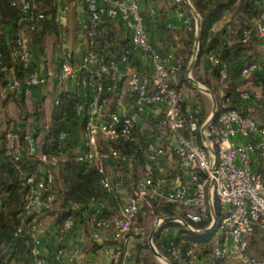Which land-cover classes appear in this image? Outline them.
Listing matches in <instances>:
<instances>
[{
  "label": "built area",
  "instance_id": "built-area-1",
  "mask_svg": "<svg viewBox=\"0 0 264 264\" xmlns=\"http://www.w3.org/2000/svg\"><path fill=\"white\" fill-rule=\"evenodd\" d=\"M81 1L86 5L88 14L79 23L78 38L85 41L87 36L93 37L105 16L120 19L131 33V46L122 60L104 61L87 45L83 48L81 61L75 65L73 51L62 42L58 47V67L45 70L42 65H34L30 36L24 28H20L15 36V55L19 66L27 74L26 78L18 75L15 66L3 65L1 54L0 67L6 71L7 90L17 96L31 98L36 90L46 89L49 81H52L56 90L54 105L60 103L59 92L63 86L92 87L83 134L86 149L76 159L97 167L103 175L101 184L113 195L124 189V184L106 173V164L128 158L116 143L136 141L141 115L151 107L163 108L169 139L162 143L147 142L144 174L138 179L135 192L122 205L120 213L113 217L106 216L105 201L99 199H92L84 205H73L89 221L91 238L100 240L102 233L110 230L115 240L114 248L104 247V253L114 261L122 258L133 261L131 231L141 207L152 201L169 203L194 222L202 221L210 214L211 223L207 229L214 233V242L207 264H264V257H255L250 253L253 236L258 231L264 233V172L261 170L264 164V122L258 116L243 114L235 108L221 109L218 105L216 117L205 130V142L201 126L210 115L201 124L199 105L188 103L184 93L176 86L182 60L172 54H161L154 47L137 0ZM259 1L264 4V0ZM12 4L21 9L23 16L20 22H25L27 28L35 30L41 25L44 14L34 12L31 0H13ZM64 13L57 20L63 21ZM151 15L154 16V11ZM186 21L189 23V19ZM255 26V35L264 41V13ZM252 36V30L246 29L243 41H249ZM136 53L146 56L151 69L149 72L133 68L128 71L127 87L122 91L133 97V109L127 111L123 107L122 110L109 112L108 100L103 91L119 89V81L123 79L122 67L128 63L129 56ZM208 59L220 77L217 92L224 95L230 65L216 54H210ZM249 73L250 68L245 67L241 76L246 77ZM103 80H109V83L105 84ZM240 98L243 102L255 103L258 108L264 109L262 91L251 93L244 90ZM82 108L83 105H79L78 109ZM66 135L64 131L60 133L57 149L61 148ZM2 140H5L8 153L16 160L24 156L34 157L43 166L41 177H26L24 212L16 234L31 240L32 264H49L44 254L41 215L52 206L53 170L60 157L50 155L45 150V140L31 131H5L0 124V142ZM168 160L177 162V183H172L168 178ZM215 201L220 206L219 220L216 217ZM38 207H41V215L35 214ZM162 221L163 218H159L157 225L161 226ZM183 221V218L177 219L179 223L183 224ZM189 226L196 230L192 225ZM75 227V219L68 217L57 230L64 236L73 232ZM198 231L207 233L204 230ZM168 250L178 264H198L200 260V251L196 248L184 250L173 240H170ZM79 257L78 249L60 247L55 251L51 264H62L64 259L68 264H75Z\"/></svg>",
  "mask_w": 264,
  "mask_h": 264
},
{
  "label": "trees",
  "instance_id": "trees-1",
  "mask_svg": "<svg viewBox=\"0 0 264 264\" xmlns=\"http://www.w3.org/2000/svg\"><path fill=\"white\" fill-rule=\"evenodd\" d=\"M13 0H0V54L2 57L3 65L7 67L15 66L18 75L25 79L27 74L21 66H19L15 51L17 49L15 36L20 28H24L29 34L31 39V49L33 51L34 65L39 66L42 62L39 59L44 55V43L47 38H54L58 45L62 43V39L70 32L67 27L66 18L63 21L57 20L63 12H69V3L72 0H64L58 3L55 0H31L34 5V12L44 14L41 20V25L35 30H30L26 27L25 22H20L23 13L21 9L12 4ZM142 1V3H141ZM176 4L177 0H137L139 5L143 4L144 9L141 12L145 17L146 27L150 25V20L162 18L163 11L159 17L158 3ZM198 13L201 16V32L198 57L196 59L194 69L197 70L200 64L210 69L213 75L217 78L218 86L220 84L219 74L210 63L208 56L210 54L218 55L222 60L230 65L228 79L225 86V94L220 95L217 92V85H214L206 77L195 76L200 82L206 84L214 93L217 94V101L219 107L222 108H235L240 110L243 114L255 115V113L264 117V109L258 108L255 103H252L249 110L247 105H243L240 98L242 82L241 72L245 67H249L253 62L257 61L258 54L256 55L253 50L252 43L257 37L256 21L262 13H264V4L259 0H191ZM180 4L187 8L184 0L179 1ZM151 4V5H150ZM87 11L86 5L83 3ZM154 11V16L151 12ZM188 11V8H187ZM88 14V13H87ZM86 14V16H87ZM67 15V14H66ZM189 23L187 27L179 29L160 25L162 34L163 48L158 51L161 54H172L180 57L182 60V68L178 75L177 87L181 89V83L191 86L190 82L186 79V70L189 61L193 55V47L196 40V20L188 11ZM228 17V20L218 30H214V25ZM246 29H251L253 36L249 41H243V33ZM80 25L74 27L73 36L78 39ZM234 39L233 45L228 44V40ZM91 40L93 43H91ZM83 47L90 45L91 48L98 54V57L104 61L110 59L122 60L126 50L131 46V33L125 28L120 19H113L110 17H103L99 27L95 30L93 37H88L82 40ZM227 41V42H226ZM60 43V44H59ZM135 54L129 56L128 63L135 61ZM74 62V57H73ZM127 63V65H128ZM264 68V61L259 62ZM195 70V71H196ZM0 79L3 81L6 88V71L0 67ZM124 79L119 81L118 88H121V83ZM264 93V72L261 76L254 79ZM105 84L109 80H103ZM118 89V90H119ZM118 90L113 92L103 91V95L107 99L113 100L118 96ZM7 94L13 95L18 101L22 109H25V97L17 96L14 93L6 90ZM92 87L83 86H63L59 92L60 103L53 106L52 116L50 120L43 121V115L39 109L40 97L39 91L34 92L31 97L34 101L35 109L32 113L34 116V123L31 132L35 135L43 133L45 140V150L50 155H58L60 160L54 168V182L51 193L53 194L52 206L47 212H50L56 217V223L61 226L62 223L68 218L73 217L77 223L80 220H87L80 211L73 208L75 203L87 204L92 199H99L103 201L115 200L113 194L108 193L101 184L102 173L97 167L79 162L76 156L86 149L85 144L82 145L81 138L84 134L86 127V120L88 114L89 100L92 96ZM198 95L201 92L196 90ZM199 117L202 124L207 116L203 115L205 112L202 103L199 101ZM79 105H83L81 110L78 109ZM109 112L117 111L116 104H111L108 107ZM165 123V116L161 113L156 120H151L150 124L142 130L137 127L136 135L137 140L134 142H117L116 145L127 154L126 160H119L109 162L115 169L119 171V175L113 176L106 171L108 175L114 180H120L124 186L130 188L132 193L135 192L136 183L144 174L145 162V147L148 141L159 139L162 133L161 125ZM18 131L24 133L27 130L18 128L10 129L5 128V131ZM64 131L66 132V139L61 143V148L57 149L60 144L59 135ZM167 134V133H166ZM82 136V137H81ZM164 138V135L161 137ZM169 138L165 137L161 142L167 141ZM79 147L76 152L75 147ZM261 170L264 172V164L261 165ZM43 174V166L37 158L24 156L16 160L8 153L5 140L0 142V197L2 204L0 205V264H32L31 253V240L28 237L16 234L17 227L21 224L22 214L24 212V195L27 190L25 185L26 177L34 175L41 177ZM59 203L58 207L56 205ZM116 205V203H113ZM147 206V207H146ZM106 207V205H105ZM148 208L158 216L166 217H182L189 225H192L196 230H205L211 223V216L199 222H194L181 214L180 210L173 204L157 203H144L142 208ZM216 217L220 219V206L215 201ZM105 211V209H104ZM46 212V213H47ZM141 212V210H140ZM110 217V216H108ZM88 221V220H87ZM158 229L155 234V244L159 251L168 258L172 264H178L171 256L168 247L170 240H173L182 249L188 250L190 247L199 248L210 244V249L214 242V233H196L188 229L181 223L168 222ZM171 226H177L178 231L176 234L163 233V229ZM264 233L258 231L251 239V247L257 252L255 257H264V251L258 248L260 243L257 234ZM264 241V237L261 239ZM264 244V242H263ZM148 251H145V250ZM198 250V249H197ZM133 261L135 264H157L154 256L149 251V245L146 241L138 242L134 249Z\"/></svg>",
  "mask_w": 264,
  "mask_h": 264
},
{
  "label": "crops",
  "instance_id": "crops-1",
  "mask_svg": "<svg viewBox=\"0 0 264 264\" xmlns=\"http://www.w3.org/2000/svg\"><path fill=\"white\" fill-rule=\"evenodd\" d=\"M81 3H82L81 0H72L69 3V12L65 16V18H66L67 24L70 28L71 27L74 28V27L78 26L79 23L86 18V15L83 11V7H82ZM141 3H142V1H141ZM157 7L159 8L157 10L158 11L157 16L159 17L160 15H162V13H160L161 11L159 12L160 9L163 11L164 16L162 18H160L159 20L156 19L155 17H154V19L150 20L151 22H150V25L148 26L147 29L149 31L152 44L154 45V47L157 50H159V49L163 48L160 25L164 24L166 26L176 28V29H179L182 27H187L188 23L186 20L189 19V15H188L187 9L186 10L183 9V7L180 5H176V4L171 5L169 3H161L159 1ZM140 8H142V10H145L143 4L140 5ZM188 10L192 14L191 10L190 9H188ZM192 16L194 17L193 14H192ZM195 20H196V18H195ZM227 20H228V17H224L222 20L218 21L214 25V30H218L219 28H221ZM196 29H197V21H196ZM69 38H70V35L68 34L67 36H65L62 39V42H65L68 45V47L73 51L74 63H75V65H77V64H79V62L81 61V58H82V53H83V48H84L83 43H82L83 41L80 40L79 38L77 39L73 35L71 36L72 39H69ZM48 39H50V38H47L45 43L49 46ZM51 39L53 40L52 45L54 46V48L50 54L52 55L53 59L57 63L56 67H58L59 58H60V51L58 49L59 45L57 44V42L54 38H51ZM230 41H231V43H229ZM234 42H235V40L232 38H231V40L230 39L228 40L229 45H233ZM45 43H44V47H45ZM252 46H253V50L255 51L256 55L258 54L257 61L253 62V64L249 66V68H250L249 75L246 77H242V81L246 80V82H242L241 86H239V87H240L241 91L247 90V91H250L251 93H255V92L262 91L261 87L259 85H257L256 83H254L255 82L254 79L258 78V76H261V72H264V68L259 63L260 61H264V41L262 39H259L258 37H256L252 43ZM43 57L44 56H42L41 57L42 59H39V60L42 61L44 59ZM135 58L136 59H135V61H133V63H130V64L128 63V65L126 64L122 67V77L124 80L121 83V88L118 90V93L116 94L118 97L116 99L113 98V100L107 99L108 100L107 107L109 105L113 104V102H114V104H116L117 110H122L123 107H125L127 111H131L133 109V97L131 96V94H127V93L122 91V89L124 90V88L127 87L128 71L130 68L138 69V70L144 71V72H146V71L149 72L151 69L150 65L148 64V61H147L148 59L142 53H136ZM40 65H42V64H40ZM42 66H44V65H42ZM195 70L196 69L193 68L192 74H193V72H195ZM197 70H199L200 74L203 77H206L207 79H209L214 85L218 84L217 78L213 75V73L210 71V69L204 67L203 64H200L199 67H197ZM195 79L198 80L197 78H195ZM200 83L202 84V82H200ZM202 85L206 86V84H202ZM184 86H185V84H184V82H182L181 83V89H183ZM187 87L192 88L190 90L191 92H189V91L185 92L187 102L192 104V105H199L198 103H199V97L200 96L198 95V93L193 94V92H196V90H198L201 93H203V92L200 91L199 89H197L196 87H194L192 84H191V86L187 85ZM206 87H208V86H206ZM216 87H218V85ZM210 90H212V89H210ZM55 94H56V90H55V92H53V100H54ZM7 95H9V94H7ZM9 97L10 98L3 99L4 105L9 103L8 100H10V99H14V100L18 101L13 95L12 96L9 95ZM39 97H40V95H39ZM243 105L244 106L247 105L248 109L253 111V108L249 107L252 105L251 102L250 103L243 102ZM52 111H53V108H52ZM52 111H51L50 116L48 117L47 120H50V118L52 116ZM161 113L165 116V112H164L162 107L155 106V107L148 108L145 111V113H143L141 115V118H140L139 124H138L139 129L140 130H142V128L144 129L146 127V124H150L151 120L158 119V117ZM259 113L260 112L255 113V116H258L259 120L261 122H264V117L261 116ZM32 117L34 118V116H32ZM24 118H25V116H23V119ZM8 122H9V120H8ZM33 123H34V121H33ZM33 123H30L29 125H27L24 123L15 122V123H13V125L15 124L14 126H17L18 128L30 131L32 129ZM7 126H9V123ZM27 127L29 128V130ZM83 141H84V138H83ZM80 142H82V140ZM74 149L76 152H81V151H79L80 149L78 146H76ZM166 165H167V170H168V178L171 180V182L172 183L179 182V173H178L177 162L175 160H168ZM106 171L109 172L112 176H113V174L119 175V173H120L118 170L115 171L114 167L110 163L106 164ZM132 194L133 193L130 190V188L127 186H124V189L119 191L118 194L114 195V197H116L115 200L105 202V205H106L105 215L110 216V217L118 215L121 211L122 205L126 202V200L129 198V196ZM114 202L116 203V205L113 204ZM36 210H37V213H35V214L39 215L40 214L39 210H41V207H38ZM46 217H47L46 213L41 215L42 221L45 220ZM57 228H58L57 223L49 220L46 223V225L44 226V228L42 229L44 254H45V257H46L49 264H51L53 262V255H54L55 251L60 247H64L67 249L76 248L80 251V257L76 260L75 264H135L133 261H127L124 258H122L119 261H114L110 255H107L104 253V250H103L104 247H109L110 249L114 248L115 240L112 238L110 230L102 233V238L100 240H97V242L100 244V247L97 246L98 248L95 249V248H92V246L90 247L89 244L87 243V241L83 239L84 236L86 235V231L88 233H90V232H89V229H85L81 224H78L73 232H71L67 235H64V236H61L59 234ZM103 240H105V242H103ZM62 264H68L67 260L64 259Z\"/></svg>",
  "mask_w": 264,
  "mask_h": 264
},
{
  "label": "rangeland",
  "instance_id": "rangeland-1",
  "mask_svg": "<svg viewBox=\"0 0 264 264\" xmlns=\"http://www.w3.org/2000/svg\"><path fill=\"white\" fill-rule=\"evenodd\" d=\"M55 1H57L58 3H61V1H64V0H55ZM175 3L179 4L180 6H182L179 1L175 2ZM81 4H82V7H83V11H84V13L86 15L87 11L84 8L83 2ZM187 8L183 7V9H185V10ZM64 14L66 16L67 13H64ZM67 27L70 30V32H69L70 38L69 39H72L71 36L73 35L74 28H72V27L70 28L69 26H67ZM48 41H49V46L45 43V47H44L45 49H44V55H43L44 56L43 57L44 58L43 59V63H39V65L40 64L44 65V69L45 70H53V69L57 68L56 67L57 63L55 62V60L53 59L52 55L50 54L53 51V48H54V46L52 45L53 44V40L50 38V39H48ZM194 46H195V43H194ZM193 50H194V47H193ZM192 57H193V55H192ZM192 57H191V59H192ZM197 57H198V55H197ZM197 57H196V59H197ZM191 59H190V61H191ZM190 61H189V63H190ZM192 75H193L194 78H196L195 76H201L199 70H196L195 72H193ZM191 89H192L191 87H187V85H185L184 88L181 89V91L185 95V92L186 91L191 92L190 91ZM53 92H55V86H54V83L52 81H49V83L47 84V88L46 89H44L42 91H39V95H40V106H39V109H40V111H41V113L43 115V121H47V119L50 116V113L52 111V108H53V105H54L53 104L54 103L53 102L54 101L53 100ZM6 93L7 92H6V89L4 87L3 81L0 79V124L2 125V127L4 129L8 128V127L10 129H12V128H14L15 124L13 125V123H15V122L24 123V124H27V125H29L30 123H33V121L35 120L32 117V113L34 112V109H35V105H34L33 99L32 98H26L25 101H24L25 109H22V107L20 106L19 102L14 100V99L8 100L9 103L4 105L3 99L10 98L9 95H7ZM195 93H198V92H193V94H195ZM203 93L199 97V101L202 103V106L205 109V112H204L203 115L208 117L211 114V112H212V105H213L212 104V98H211V96L209 94H206V93L203 94ZM215 95L217 97L216 93H215ZM23 116H25L24 119H23ZM8 120H9V122H8ZM8 123H9V126H7ZM160 127H161L162 133L164 132V134H161V137L163 135H164V138L165 137H169L170 133L167 130L166 124L163 122V124ZM28 130H29V128H28ZM38 136H39L40 139L43 138V133H40V135H38ZM161 137L159 139H155V140L152 139V141L161 142L160 140L164 139V138H161ZM81 140H82V145H83L84 144L83 137L81 138ZM58 205H59V203L56 205V207H58ZM146 207L145 208L143 207L141 209V212H140L137 220L133 224L132 231H131L132 234H133L132 249L134 251V249L137 246L138 242L146 241L148 243V245H149V251L154 256V259H155L156 263L157 264H169L167 261H165L163 259L164 255L159 251L158 247L155 244V240H154L156 231L158 229H161V227L162 228L165 227L164 226L165 224H161V226L157 225L158 219L159 218H164V217L154 214L151 210H149ZM178 210H180V209H178ZM180 212H181V210H180ZM181 214H184V213L181 212ZM46 216H47L46 219L42 221L43 228H44V226L46 225V223L49 220L52 221V222H56V217L53 214H51L50 212H47ZM180 218H182V217H180ZM78 224H81L85 229H91V225H90L89 221H87L86 219L77 221L76 227H77ZM182 225H184V224H182ZM164 229H166L165 233L174 234V235L178 231L177 226H171V227L170 226L169 227L166 226V228H164ZM154 230H155V232H154V235H153V237L151 239V234H152V232ZM136 233H140V234L137 235ZM263 237H264V235L262 233H258L257 234V238L260 241V243L257 246H258L259 249L264 251V244H263L264 241H261V239ZM83 239L86 240L87 243L89 244V246L90 247L92 246V248L97 249L98 247H100V244L97 242V240L91 238L90 233H88L87 231H86V235L84 236ZM103 242H105V240H103ZM152 243L156 247V249L160 253V255H162V257L157 256L152 251V249H151V244ZM197 249H198V251H200V260H199L198 264H207V260H208L209 253H210V250H211L210 249V244H207V245H204V246H200ZM145 251H148V250L146 249ZM256 252H257L256 247H255V250L251 247L250 253L255 255ZM129 261H130V259H129ZM222 264H224V263H222Z\"/></svg>",
  "mask_w": 264,
  "mask_h": 264
},
{
  "label": "water",
  "instance_id": "water-1",
  "mask_svg": "<svg viewBox=\"0 0 264 264\" xmlns=\"http://www.w3.org/2000/svg\"><path fill=\"white\" fill-rule=\"evenodd\" d=\"M184 2L187 4L188 8L191 10L192 14L194 15V17L196 18V21H197V35H196V40H195V46H194V50H193V57L187 67V70H186V78L188 79V81L194 86L196 87L197 89H199L200 91L204 92V93H207L211 96L212 98V112L209 116V118L203 123V125L201 126V133H202V137H203V140L205 142H207V138L205 136V130L207 128V126L210 124V122L216 117L217 115V111H218V101H217V97L216 95L214 94V92L212 90H210L208 87L202 85L198 80H196L193 75H192V71H193V68H194V65H195V62H196V57L198 55V52H199V44H200V32H201V16L200 14L198 13L197 9L195 8V6L192 4L191 0H184ZM179 217H166V218H163V221H162V224H166L168 222H175L177 221ZM183 224L189 228L190 230H192L193 232H196V233H202V231H198V230H194L192 229L189 224L186 222V221H183ZM211 229H205L203 232H208L210 231ZM154 232L155 230L152 232L151 234V239L154 235ZM151 249L152 251L159 257H162V255H160V253L157 251L156 247L153 245V243L151 244ZM163 259L165 261H167L169 264L170 261L168 259H166L165 257H163Z\"/></svg>",
  "mask_w": 264,
  "mask_h": 264
}]
</instances>
